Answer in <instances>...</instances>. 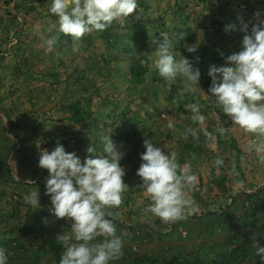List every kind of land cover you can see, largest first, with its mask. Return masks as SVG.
<instances>
[{
  "label": "rangeland",
  "instance_id": "1",
  "mask_svg": "<svg viewBox=\"0 0 264 264\" xmlns=\"http://www.w3.org/2000/svg\"><path fill=\"white\" fill-rule=\"evenodd\" d=\"M51 3L0 0V114H10L7 126L12 134L34 143L40 152L61 144L81 160L89 155V146L102 153L100 137L110 135L125 153L121 165L132 167V181L126 182L132 189V210L139 206L134 199L139 196L150 204L144 191L136 188L141 183L136 170L145 137H152L168 153L176 152L181 166H191L198 183L190 195L199 211L221 208L235 194L244 196L235 191L232 163L242 179L241 155L248 157L247 165L256 164V153L242 147L259 138L234 125L217 107L208 94L211 78L207 73L210 65H225V57L241 50L244 33H226L225 26L238 25L237 15L254 23L253 14L264 12V0H138L139 8L123 22L114 21L106 31L86 34L79 42L58 32V17L49 11ZM162 32L173 37L182 33L187 44L197 46L195 53H189L184 42L180 46L173 41L174 56L189 59L201 72L195 91L184 93L185 78L180 76L169 91L156 74L151 40ZM53 35L59 39L49 50L45 40ZM134 60L145 66L146 79L132 85ZM77 101L91 107L92 118L73 119L78 114ZM191 103L201 105L204 125L191 119L187 108ZM197 127L213 131L216 139L201 136L196 142L186 135L189 128ZM219 127L227 129L225 134L215 131ZM217 156L225 161L219 169L214 165ZM47 175L44 170L42 178Z\"/></svg>",
  "mask_w": 264,
  "mask_h": 264
},
{
  "label": "clouds",
  "instance_id": "2",
  "mask_svg": "<svg viewBox=\"0 0 264 264\" xmlns=\"http://www.w3.org/2000/svg\"><path fill=\"white\" fill-rule=\"evenodd\" d=\"M138 8V0H52L49 11L58 17V32L79 42L86 34L106 31L114 21L123 22ZM262 17L264 12L257 10L253 14L254 23L245 22L242 15H237L238 25L229 23L225 26L226 33H244L241 50L225 57V65H210L207 74L211 78L208 94L234 125L259 138L250 141L247 150L254 151L259 162L264 164ZM185 37L182 33L173 37L162 32L151 40L157 58L156 74L165 80L169 91L178 76L185 78L184 93L193 92L196 86L199 87V68H194L193 63L182 55L177 59L173 54L174 40L180 46L184 42L183 47L189 53L197 51V46L187 44ZM58 39V35H53L45 40L49 50L54 49ZM187 108L192 113L193 122L205 124L206 117L201 113V105L191 103ZM168 127L173 128L171 121ZM215 131L223 135L227 129L219 127ZM186 135L196 142L200 141L201 136L208 140L216 139L214 132L206 128H189ZM100 141L102 153H97L96 147L89 146V155L83 161L75 152H67L61 144L50 152L46 149L40 152L38 166L49 174L45 180V195L51 200L49 211L56 220L67 219L70 222V229L56 238L63 248L59 264H110L123 255L124 241L115 223L120 214L113 210L121 206L123 194L130 189L124 181L125 167L120 163L125 153L118 149L110 135H102ZM143 147L145 151L140 154L141 163L136 170L141 183L136 188L143 190L150 200L146 211L165 224L187 220L197 213L199 206L190 193L198 183V176L191 166H181L178 154L158 147L152 137L144 138ZM245 158L241 155V163ZM224 163L223 157L215 158L217 169ZM232 173L236 177V189L243 191L245 183L239 179L235 162L232 163ZM25 204L33 209L41 208L38 189L26 196ZM43 222L47 225L49 221L45 218ZM252 248L253 257L258 256L264 264V246L254 239ZM0 264H8L7 250L2 246Z\"/></svg>",
  "mask_w": 264,
  "mask_h": 264
},
{
  "label": "crops",
  "instance_id": "3",
  "mask_svg": "<svg viewBox=\"0 0 264 264\" xmlns=\"http://www.w3.org/2000/svg\"><path fill=\"white\" fill-rule=\"evenodd\" d=\"M3 113L4 116L0 114V246L7 250L8 264H57L63 248L56 238L69 230L70 225L56 220L49 211L51 200L45 195L46 178H42L44 170L38 166L40 149L27 139L18 143L24 137L12 134L7 126L10 114ZM249 143L242 147L246 152ZM253 155L255 165H247L246 159L242 163L241 178L250 189L264 186V164L257 154ZM125 170L124 181L131 183L132 167ZM251 183H255L252 188ZM36 189L40 209L25 204L26 196ZM236 196L221 208L210 206L208 211H199L187 220L165 224L146 211L143 196L134 198L139 200L135 204L142 208L132 210V189H129L123 194L121 206L113 210L120 214L115 223L124 241L123 255L110 264H262L258 256L252 255V243L256 239L264 246V191ZM45 218L49 221L47 225L43 222Z\"/></svg>",
  "mask_w": 264,
  "mask_h": 264
},
{
  "label": "trees",
  "instance_id": "4",
  "mask_svg": "<svg viewBox=\"0 0 264 264\" xmlns=\"http://www.w3.org/2000/svg\"><path fill=\"white\" fill-rule=\"evenodd\" d=\"M130 73H131L132 85L143 83L146 79V68L144 65L141 64V62H138L137 60H134L132 62ZM86 89L87 87L85 86L82 87L83 91H85ZM74 109L78 112L76 117L73 118L76 122L81 120L84 121V119L93 117L92 111L89 112L91 110V107L84 108L80 101L75 102ZM18 142L21 144L23 143V140L22 141L18 140ZM59 260L60 258H57V264H59Z\"/></svg>",
  "mask_w": 264,
  "mask_h": 264
},
{
  "label": "built area",
  "instance_id": "5",
  "mask_svg": "<svg viewBox=\"0 0 264 264\" xmlns=\"http://www.w3.org/2000/svg\"><path fill=\"white\" fill-rule=\"evenodd\" d=\"M19 143V142H18ZM256 190L257 191H264V186L263 187H260V188H252V189H250V188H245L243 191H237V193H242V194H247V193H254V192H256ZM229 201H230V203L233 201V197H231L230 199H229ZM64 220V222L67 224V225H70V222L67 220V219H63ZM183 233V235H187V231H184V232H182Z\"/></svg>",
  "mask_w": 264,
  "mask_h": 264
}]
</instances>
